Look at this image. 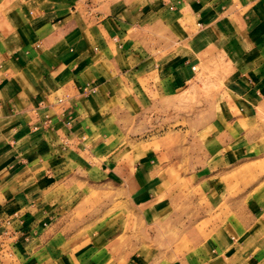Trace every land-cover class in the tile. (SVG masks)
<instances>
[{"label":"crops","instance_id":"crops-1","mask_svg":"<svg viewBox=\"0 0 264 264\" xmlns=\"http://www.w3.org/2000/svg\"><path fill=\"white\" fill-rule=\"evenodd\" d=\"M215 55L231 66L218 106L235 128L264 111V0H0V264H264V187L223 168L248 158L236 146L258 144L252 132L243 144L210 138L218 167L184 182L199 178L190 187L212 200L180 237L163 152L144 149L128 163L146 122L176 112L197 66ZM97 177L116 185L138 225L169 226L152 240L168 232L185 246L161 249L137 233L135 246L127 235L118 248L98 247L97 233L72 229Z\"/></svg>","mask_w":264,"mask_h":264},{"label":"rangeland","instance_id":"rangeland-1","mask_svg":"<svg viewBox=\"0 0 264 264\" xmlns=\"http://www.w3.org/2000/svg\"><path fill=\"white\" fill-rule=\"evenodd\" d=\"M230 72L231 66L226 64L222 56H206L203 62L197 66V78L191 85L190 90L178 96L176 112H172V114L162 113L160 119L154 121L150 119L146 122L143 132L136 136L143 141V149L140 148L139 152L137 145H129V156L132 158L131 161H128L129 164L134 163L137 154L151 147H154L156 151L161 150L163 152L162 156L158 153L162 158L160 161L162 165L170 164V179L177 186V203L181 207L177 209L176 214V217L182 222L176 226L178 236L180 233L183 234L186 227L184 220L187 218L190 220L191 218L197 219L200 216L202 206L204 207V202L212 200L210 195H208V198L201 196L203 198L201 200L200 193L192 189L193 186L190 187V184L197 185L199 178L188 184L187 181L184 182V179H186L184 177L197 171H206L218 167L217 162L219 161L216 158L212 160L207 158V155H211L212 150L217 146L216 139L212 140L210 138L213 136L216 138L218 131L222 133V137L225 136L230 139L236 137L237 144L238 142L242 144L247 142L251 132L253 136L258 138V144L235 145L237 148L245 147L248 158L242 160V164H235L237 166L229 164L223 166V168L226 170L241 169L245 175L242 177L244 184L252 187V189L257 185H260L261 188L264 187V111L262 110L258 115H254L250 120L248 118L249 114H247L244 122H241L235 128L233 127L230 114H227V112L221 110V106H218L220 104L218 96L226 88L225 77ZM216 106H218V110ZM170 118L171 122H169ZM214 120L220 122L216 126L218 130L211 126ZM232 147L234 145H230L226 149ZM117 163L119 161H115L114 165H117ZM207 173L209 171L204 174ZM181 175L182 177H180ZM225 179L229 186L223 195L224 202L232 199V193L234 192L232 190L234 178L230 176L225 177ZM95 181L96 185H93L90 189H83L80 193L74 221H81V223L73 222L72 229L79 228L84 234L97 233L98 236H96L99 240H96L95 243L98 244V247L111 242L112 246L118 248L127 235L131 239L135 238L137 233L141 237L151 238L149 240L145 239V242L147 244L155 242V244L161 246V249L168 247L170 244L185 246L184 243L186 242L182 240L178 242L168 240V232L164 235L161 233V242L152 240L154 232H156L158 238V231H167L169 226L151 225L150 222L145 225H138L137 210L132 209L130 206L126 207L127 204L117 199L118 189L116 185H105L103 178L100 177L95 178ZM229 182L232 183V186ZM180 190L181 193H179ZM261 190L263 189H260L257 194H262ZM179 194L181 195L179 196ZM162 201L167 202L168 198ZM179 217H182V219ZM122 220L125 222L123 225H121ZM122 229L124 236L121 234ZM132 242L135 246L137 243L136 238ZM145 250H147L146 247ZM181 250L183 249H176L177 255ZM173 257L170 256V258ZM165 258L169 259V257L158 259L165 262ZM150 259L152 260V258Z\"/></svg>","mask_w":264,"mask_h":264}]
</instances>
